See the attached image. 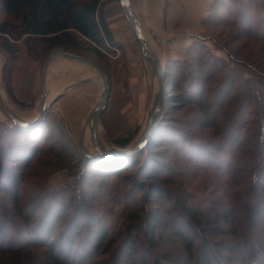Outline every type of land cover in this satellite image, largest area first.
<instances>
[{
	"label": "rangeland",
	"instance_id": "374dc122",
	"mask_svg": "<svg viewBox=\"0 0 264 264\" xmlns=\"http://www.w3.org/2000/svg\"><path fill=\"white\" fill-rule=\"evenodd\" d=\"M129 1L141 32L145 33L163 67H168L164 75V88L167 90L165 113L153 140L146 147L144 162L138 155L125 162L115 161L110 164L111 168L101 170H95L89 162H84L78 142L86 126L85 117L100 94L101 80L94 77L97 73L93 68L57 55L49 63L48 84L57 90L68 84H74V87L51 102L44 116L49 137L42 149L35 152L22 168L16 166L7 169L12 177H20L18 194L21 201H33L61 192L57 195L63 198L55 195L53 201L59 197L67 203L70 201L68 196L73 195V187L78 184L92 202L97 204L100 201L99 206L105 211L106 218L113 219L122 210L128 212L135 208L131 204L133 199H136L135 205L139 211L154 210L155 204L146 200L149 188L145 194L139 190L144 187L140 181L147 180L151 185L157 184L160 193L167 194L170 190L179 196L180 192V197L190 199V205L202 201L207 206L208 196L223 200L222 195L213 194L215 186L204 180L213 173L204 171V167H213L215 161L212 159V163L203 166L202 162L209 160L206 158L195 164V154L185 153L188 152V144L190 147L195 145L198 152L205 156L211 153L207 148L213 151V145L217 143L221 146L227 144L238 151L254 149L260 128H264V37L258 35V32H264V0H204L201 10L203 18L188 30H181L177 26L169 28L170 25L165 23L169 0ZM119 2L99 0V12L110 31L112 44L105 42L104 46H97L81 38L76 51L80 56L95 60L108 78V99L98 126V138L107 150L121 149L114 141L116 138L126 139L127 147L136 141L145 126L152 97L156 93L153 71L125 21ZM3 19L5 17L1 15L0 21ZM192 33H197V36L191 37ZM5 37L7 42L0 36V90L12 111L22 115L33 114L36 112L46 52L41 50L43 46L38 43L36 47L30 45L24 35L16 40ZM187 37L193 39L181 52L184 49L183 39ZM93 49L100 52L99 56L93 53ZM192 64H197V73L203 76L207 86L201 99L185 97L183 83H176L180 75L175 71L190 69ZM193 77L195 75L191 73L189 78ZM220 81L229 99L226 104H219L216 112H211L213 94ZM249 88L252 92L248 103L240 98L245 97ZM256 88L260 99L255 94ZM239 106L241 110H236ZM6 122L0 112V124ZM84 146L86 150L95 152L90 134ZM256 152L255 148L253 155ZM187 154H190L192 161L186 159ZM2 157L6 160V152L0 161ZM223 163L226 165L225 161ZM82 168L87 171L81 176V182L77 183ZM89 171L93 174L91 179L88 177ZM144 172H152L153 176L145 178ZM157 175L168 177V183L162 186ZM245 175L243 178L247 184ZM225 180L226 176H222L221 181ZM98 190L100 193L94 192ZM112 192L115 195L113 200L109 199L111 196L108 194ZM124 201L126 204H123ZM0 203L4 209L11 211L1 192ZM166 205L168 203L160 206ZM115 221L117 224L113 223V227L116 230L124 227L121 218H115ZM45 224L51 225V221ZM52 228L61 236L66 233L57 224H53ZM187 233L190 235V231ZM229 237L234 239V236ZM218 239L225 241V238ZM173 241L176 243V239ZM162 244L169 250L167 241ZM232 252L239 257L243 251L236 249ZM45 254L42 246L28 248L20 254L0 252V264H40ZM153 255L155 261L149 260L147 255L148 264H157L156 258L160 254L153 250ZM104 257L108 258V264L109 255ZM180 262H184V259ZM95 264L99 262L96 260Z\"/></svg>",
	"mask_w": 264,
	"mask_h": 264
},
{
	"label": "trees",
	"instance_id": "16d2710c",
	"mask_svg": "<svg viewBox=\"0 0 264 264\" xmlns=\"http://www.w3.org/2000/svg\"><path fill=\"white\" fill-rule=\"evenodd\" d=\"M1 15L5 17L0 21L2 38L7 36L16 40L24 35L30 45L36 47L38 43L43 46L41 50L46 52V56L55 48L79 55L76 51L81 38L97 46L113 42L99 12V0H0ZM258 35L264 37V32H258ZM93 53L97 56L100 54L97 49H93ZM196 65L192 64L185 71L180 70L182 73L175 71L180 75L176 83H183L185 97L201 99L207 86L203 76L197 73ZM191 73L195 75L192 79L189 78ZM251 92L249 88L245 97L240 99L249 103ZM258 92L256 88L255 94L260 99ZM228 99L223 82L220 81L213 94L211 112H216L218 105L226 104ZM236 110H241V107ZM46 122L45 118L28 129L15 128L7 122L0 124V157L6 152V160L2 157L0 161V192L11 209L10 213L0 203V252L20 254L28 248L42 246L46 254L40 264H95L96 260L99 264H106L108 258L104 256L107 254L110 258L108 264H134L135 260L136 264H148L147 255L149 260L155 261L153 250L160 254L156 258L157 264H264L263 127L254 142L258 144H254L251 151H238L227 144L221 146L217 143L213 145V151L207 148L211 153L205 156L198 152L195 145L190 147L188 144L186 147L188 152L185 153L195 154V164L206 158L209 160L202 162L203 166L212 163V159L215 161L213 167H204V171L213 172L215 176L212 173L204 180L215 186L213 194L222 195L223 200L208 196L207 206L202 201L192 206L188 197H180V192L179 196L170 190L163 194L157 184L151 185L143 180L140 185L145 188L139 190L145 194L149 188L146 200L155 204L154 210L139 211L135 205L136 199H133L131 204L135 208L128 212L122 210L117 217L110 219L106 218L105 211L99 206L100 201L97 204L92 202L78 184L73 187V195L68 196L70 201L67 203L59 198H63L62 195H57L61 192L55 194L59 196L55 201V195L49 194L46 198L21 201L18 194L20 177H12L7 169L16 166L22 168L35 152L42 149L49 137ZM159 126H156L146 145L130 156L94 160L81 153L82 159L95 170L109 168L115 161L125 162L138 155L143 158V163L146 147L153 140ZM114 141L121 149L127 147L126 139L116 138ZM255 148L257 152L253 155ZM186 159L192 161L190 154H187ZM83 168L79 170L77 183L81 182V176L87 171ZM245 174L247 184L243 178ZM90 176H93L91 171L88 172L89 179ZM144 176L149 178L153 174L144 172ZM222 176H226L225 181H221ZM157 177L162 186L168 183V177ZM94 192L100 193V190ZM108 194L111 196L109 199L113 200V192ZM162 203L168 205L160 206ZM170 217H173V221L169 220ZM115 218L122 219V229L116 230L113 227V223L117 224ZM48 220L51 225L45 224ZM53 224L61 226V230L65 229L66 233L61 236L58 231H53ZM189 231L190 235L187 233ZM229 236H234V239ZM218 238H225V241ZM175 239L176 243L173 241ZM166 241L170 251L162 244ZM236 249L243 251L239 257L233 255L232 250ZM181 259L184 262H180Z\"/></svg>",
	"mask_w": 264,
	"mask_h": 264
},
{
	"label": "water",
	"instance_id": "95a60500",
	"mask_svg": "<svg viewBox=\"0 0 264 264\" xmlns=\"http://www.w3.org/2000/svg\"><path fill=\"white\" fill-rule=\"evenodd\" d=\"M119 4L122 10V13L125 17V20L127 21L135 39L138 41L142 52L147 53V55L150 58L152 71L155 76L157 86L159 89V93L155 96L152 102L151 109L148 113L145 126L142 129L136 141L132 145L124 149H110V150L108 149L107 150L103 147V145L101 144L98 138V126H99V121H100V115L102 111L105 109L106 102L108 99V92H109L108 78L106 74L104 73L103 69L99 66V64L95 60L89 57L67 53L61 48L52 49L45 58V61L41 68V83H40V89H39L38 102L35 107L36 114L30 120H24L20 118L18 115H16L15 112L11 111L7 107L5 102L3 101V98L1 96V90H0V112L3 115V117L7 120V123H9L11 126L15 128L28 129V128L38 125L44 119V116L46 112L48 111L51 102L57 96L60 95V94L57 95L50 103H46V92H45V86H44L46 71H47V68L49 66L51 59L54 56L59 55L63 59H66L68 61H73L76 63H81L84 65L90 66L91 68L95 70V72L97 73V75L99 76L101 80V91L98 96V99L85 117V125H88L90 120H92V124L90 126V138H91L92 147L95 150V152L92 153L91 151H87L85 149V147L82 145V134H81L79 138V142H78L79 150L81 151V153L84 156L94 159V160H100L103 158H125L139 151L141 148H143L146 145L154 129L160 123L165 113L166 94H167V90L164 88L165 71H163L162 69L160 60L153 53V50L151 49L149 43L143 37V34L136 21L135 14L131 7L130 1L121 0ZM72 87L74 86L71 85L66 89L68 90Z\"/></svg>",
	"mask_w": 264,
	"mask_h": 264
},
{
	"label": "crops",
	"instance_id": "0c3cea01",
	"mask_svg": "<svg viewBox=\"0 0 264 264\" xmlns=\"http://www.w3.org/2000/svg\"><path fill=\"white\" fill-rule=\"evenodd\" d=\"M203 2L204 0H169V5L165 13V23H168L170 25L169 28L175 26L179 27V29L181 30H188L189 28H193L196 22H198L200 18H203V13L201 11L203 10ZM149 32L151 33V30H149ZM196 36L197 33H192L191 35V37ZM192 39L193 38L188 37L183 39L184 44L182 48L184 49H182L181 52L186 50L190 40ZM152 50L154 52V49Z\"/></svg>",
	"mask_w": 264,
	"mask_h": 264
},
{
	"label": "bare ground",
	"instance_id": "6f19581e",
	"mask_svg": "<svg viewBox=\"0 0 264 264\" xmlns=\"http://www.w3.org/2000/svg\"><path fill=\"white\" fill-rule=\"evenodd\" d=\"M121 1V0H120ZM145 9V8H144ZM146 15V14H145ZM139 16V15H138ZM136 18V17H135ZM148 21V20H147ZM148 23V22H147ZM138 24H139V22H138ZM146 24V23H145ZM143 26V25H142ZM145 27H147V26H145ZM149 28V27H148ZM146 29V28H145ZM146 31V30H145ZM142 34H143V37L146 39V36H145V33L144 32H142ZM146 41H147V39H146ZM148 42V41H147ZM149 43V42H148ZM150 45V44H149ZM154 53V52H153ZM155 54V53H154ZM144 57H145V59H146V61H147V63L150 65V67H151V70H152V66H151V63H150V58H149V56L147 55V53H145L144 52ZM84 65V64H83ZM85 66H88V65H85ZM161 66H162V64H161ZM90 66H88V68H89ZM48 68H49V66H48ZM48 68H47V71H46V75H45V85L44 86H46L45 87V92H46V103H50L57 95H59V94H61V93H63V92H65V91H68L66 88H68L69 86H71V85H74V84H68V85H66V86H64L61 90H57V89H54L52 86H50L49 84H48V76H47V72H48ZM164 68L165 67H163L162 66V69H163V71H164ZM73 69V68H72ZM77 70H78V68H77ZM82 70V69H81ZM72 71V70H71ZM69 72V71H68ZM82 74V73H81ZM94 77H98L99 78V76L98 75H94ZM85 79H88V78H85ZM100 79V78H99ZM154 81H155V83H156V87H155V91H156V93L154 94V96L152 97V102H153V100H154V98H155V96L159 93V89H158V86H157V82H156V79H155V76H154ZM47 88V89H46ZM50 92V94L48 93V92ZM1 96H2V98H3V101L5 102V104L7 105V107L12 111V109L10 108V106L7 104V102H6V100H5V98H4V95H3V93H2V91H1ZM60 96V95H59ZM98 99V98H97ZM55 100V99H54ZM14 112V111H13ZM16 113V112H15ZM35 114H36V112L35 113H33V114H29V115H22V114H20V113H16V115H18L20 118H22V119H24V120H30L33 116H35ZM91 124H92V120H90V122H89V124L88 125H86L85 126V129H84V133L82 134V145L84 146V145H86V143H87V139H88V136H89V134H90V126H91ZM85 147V146H84ZM88 151V150H87Z\"/></svg>",
	"mask_w": 264,
	"mask_h": 264
}]
</instances>
